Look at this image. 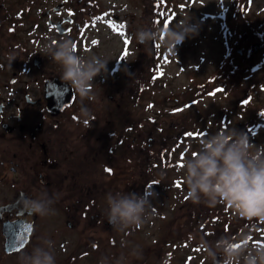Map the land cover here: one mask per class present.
I'll return each instance as SVG.
<instances>
[{
	"label": "flooded vegetation",
	"instance_id": "1",
	"mask_svg": "<svg viewBox=\"0 0 264 264\" xmlns=\"http://www.w3.org/2000/svg\"><path fill=\"white\" fill-rule=\"evenodd\" d=\"M135 1L133 4L144 10L140 15L134 10L127 11L129 3L124 0L119 10L110 0L103 7L97 4L98 0H0V55L8 60L0 61V67L7 64L8 70H3L2 74L9 75V82H4L6 94H0V144L9 139L8 148L0 147V176L18 185L14 197L0 202V205L15 203L19 199L22 202L26 198L37 199L42 193H48L54 200L52 211H58L61 216L56 233L48 235L44 228L47 229L46 224L50 223L41 222L47 218L31 213L23 205L0 212V241L4 243L0 257L4 254L11 259V264H20V256L31 253L43 239L54 242L55 264H78L86 256L94 264H101L102 260L106 262L111 253L129 248L128 231H117L107 222V194L157 192L165 181L161 172L165 169L168 174L176 171V150L196 123L173 121L170 116L160 121L157 113L149 115L154 106L143 105L141 87L144 81H152L160 72L156 52L160 41L143 45L135 36L140 30L136 24L141 20L142 25L150 21L142 29L160 25V28L175 27L178 13L175 3L183 0ZM236 2L231 0L233 7L229 9V17L235 23L239 11ZM37 5L38 13L44 7L38 17L31 14ZM14 14L27 20L16 21ZM50 20L61 25L56 27ZM110 22L123 27L114 30ZM230 25L234 27L233 23ZM116 37L122 43L119 58L122 66L127 64L124 54L129 47L152 49L155 61H137L136 69L129 70L135 64L131 60L134 64L130 63L123 74H120L122 67L110 69L111 63L108 62L107 69L113 72V79L101 78L105 73L97 76L88 99L81 100L76 90L62 81L60 66L43 54L53 41L70 38L76 44L77 54L88 58L94 50L109 51ZM31 43L38 44L39 49L31 48ZM238 52L243 55V48ZM10 56L15 58L13 62ZM128 76L136 77L135 93L124 89ZM217 77L219 85L225 88L222 90L228 94L232 84L222 83L221 73ZM49 79L56 80V101L64 103L70 99V102L59 108L48 107L46 90ZM96 80L100 84L96 85ZM102 88L104 90L99 93ZM206 91V87L194 88L195 94L204 95ZM242 101L244 98L238 103ZM172 109L175 107H169L167 114H171ZM4 124H7L6 129ZM256 129V123L249 127L253 135L257 133ZM261 133L259 137L263 135ZM105 169H111V173ZM173 195L174 191L171 192ZM154 204L151 201L150 206ZM219 204L226 205H216ZM200 207L197 220L203 218L201 229L207 235L210 220L207 209L210 207L212 211L214 206L202 200ZM227 210L228 213L221 212L217 217H221L220 223L213 225L210 222L211 227L216 226L217 231L220 229L218 240L231 239L243 251L252 242L264 248V220L259 217L239 218L229 206ZM17 217H20L18 220L22 226L31 230L26 244L9 252L6 251L2 226L6 220ZM230 222H233L231 229L226 226ZM70 231L73 233L69 238ZM133 249V242H130V250Z\"/></svg>",
	"mask_w": 264,
	"mask_h": 264
},
{
	"label": "rangeland",
	"instance_id": "2",
	"mask_svg": "<svg viewBox=\"0 0 264 264\" xmlns=\"http://www.w3.org/2000/svg\"><path fill=\"white\" fill-rule=\"evenodd\" d=\"M6 1L8 2V0ZM106 1L108 3L109 0H98L97 4L103 7ZM110 1L115 2L117 8L119 7L118 10L123 3V0ZM124 1L129 3V6L125 4L127 11L134 10L139 15L143 13V9H138L133 4L136 2L135 0ZM230 2L231 0H183L175 3V9L178 13H176L177 20L174 22V26L189 21L190 26L198 32V35L189 37L182 45H178L177 53L160 41V48L156 50L158 52L157 65L160 72L152 81H144L141 87L142 102L144 106H154L149 115L157 113L160 121L163 117L170 116L173 121L196 123V126L190 130L193 135L179 143L176 150L177 157H175L176 171L168 174L167 169H165V172H161L165 181L161 189L155 192L156 195L151 198L155 204L149 206L145 222L139 229L127 230L129 248L111 253L106 258L105 264H117V261H120V264H213L211 257L206 255L204 243L207 242L214 246L218 241L217 236L220 234V229L217 231L216 226L211 227L210 222L213 225L220 223L221 217L219 219L217 217L221 212L228 213L227 205H216L212 211L210 207L207 209L210 220L207 226L208 234L205 235L201 229L203 218L201 221L197 220L201 212L200 203H193L191 199L187 198L188 186L184 162L191 159L194 152L199 151L201 139L221 130L226 132L235 130L247 136L250 142L254 144L251 149L252 152L256 151L258 147L264 146V63L262 62L264 61V0H237L236 4L239 11L237 12L236 23L235 20L232 22L229 17L231 12L229 9L233 7ZM38 8L39 5L35 7L34 11L32 10L31 14L34 13L37 17L42 14L40 12L44 10V7L40 8L39 13ZM144 15L140 16L141 19ZM14 18L21 22L27 20L22 15L19 17L18 14H14ZM148 22L150 21H146V23ZM226 22L229 25H226ZM140 23L136 25L142 29L146 23L143 25ZM230 23H233L234 27ZM20 26L22 25L20 24ZM144 26L146 27V25ZM36 31L39 33L38 30ZM115 41L112 40L113 44L109 51L94 50L89 53V57L95 55L103 61L110 62V69L111 67L118 69L122 67L123 70L120 71V74L127 70L129 64L133 63L132 61L135 64L133 63L134 65L129 70L136 69L137 61H155L152 49L140 48L136 50L134 47H129L126 50L128 52L127 64L122 66L119 61L122 43L118 37L115 38ZM257 41L263 44L258 52L252 48V45ZM30 45L31 48L39 49L38 44L31 43ZM239 48H243V55L238 52ZM0 61L8 60L0 55ZM3 70H8L7 64L3 65L2 68L0 67L1 95H5V90H7L4 89V82H9V75L2 74ZM219 73L222 74V83L232 84V88L230 89L228 86L230 89L228 94L226 91H222L215 95H209L218 88L225 89L222 87L223 85H219L217 80ZM102 77L113 79V72L108 71ZM95 84H100L99 80H96ZM195 87H206L208 91L204 95L195 94ZM124 89L133 93L136 92L137 81L135 76H128ZM103 90L102 88L99 93ZM117 98L119 101V97ZM240 98H244V101L238 103ZM184 99H186L185 102ZM132 105H134L133 102ZM169 107H175L171 114H167ZM177 109H182V111H177ZM11 114L14 112L12 111ZM253 123H256L257 127V133L254 135L249 130ZM0 131H2L1 126ZM261 132L263 135L259 137ZM168 145L172 144L169 143ZM8 146L9 139L6 138L1 141L0 147L2 149L8 148ZM1 168L0 165V175L2 173ZM7 172L8 169H6V174ZM17 190V184L1 178L0 202L14 197ZM172 191H174L173 197L171 196ZM231 211L234 212L232 209ZM50 213L44 216L47 220H41V222L50 223V225L46 224L47 229L44 228L48 235L56 233L55 230L61 221L58 211L53 210ZM232 223H227L226 226L231 229ZM72 233L70 231L69 238L72 237ZM130 242H133V250L143 254L142 259H136L131 255L133 250H130ZM255 247L259 246L252 242L242 252L240 264H244L243 257ZM3 249L4 243L0 241V254ZM122 255L123 260H121ZM0 264H11V259L3 254L0 257ZM78 264L94 263L90 257L86 256L81 258Z\"/></svg>",
	"mask_w": 264,
	"mask_h": 264
},
{
	"label": "clouds",
	"instance_id": "3",
	"mask_svg": "<svg viewBox=\"0 0 264 264\" xmlns=\"http://www.w3.org/2000/svg\"><path fill=\"white\" fill-rule=\"evenodd\" d=\"M195 35H198V32L188 21L178 23L175 27L153 26L140 29L135 39L143 45L162 41L177 53V46ZM43 54L51 57L52 61L60 66L62 81L71 85L81 100L91 98L92 82L101 73L108 72V62L95 55L88 58L78 55L76 44L70 38L53 41L43 50ZM9 59L12 62L15 60L11 56ZM199 144V151L194 152L192 158L184 162L187 198L197 204L203 200L209 206L223 203L240 217H259L264 220V146L252 152L254 144L247 136L235 130L217 131L201 139ZM153 195L156 193L152 190H148L144 195L135 192L108 193L107 222L120 232L139 229L145 222ZM53 202L48 193H42L37 199L26 198L23 206L33 214L46 216L52 212ZM235 245V242L228 238H221L214 246L204 243L213 264H240L243 249ZM53 247L52 240L43 239L31 253L25 252L20 256V264H55ZM131 255L142 259L143 254L133 250ZM123 259L122 255L121 260ZM243 260L244 264H264V248L250 249ZM101 264H105V261L102 260ZM117 264H120V261H117Z\"/></svg>",
	"mask_w": 264,
	"mask_h": 264
},
{
	"label": "water",
	"instance_id": "4",
	"mask_svg": "<svg viewBox=\"0 0 264 264\" xmlns=\"http://www.w3.org/2000/svg\"><path fill=\"white\" fill-rule=\"evenodd\" d=\"M57 26H60L61 23H55ZM61 30H65L62 29ZM254 50H259L261 48V43H259L257 41V43H255L253 45ZM47 97H48V107L50 109L56 108L57 106V87L54 85H51L50 90L47 88ZM70 102V101H67ZM63 105H61L60 107H62ZM21 204V203H20ZM19 205L18 202L12 203V204H7V205H2L0 206L1 211H5V210H9L12 207H15ZM4 229V233L7 236V242H6V248L8 251H12V250H17L19 248H21L28 239L29 233H30V227L26 228L25 226H22V223L20 222H9L7 224H5V226H3ZM20 232H23L22 235H20V237H18V234Z\"/></svg>",
	"mask_w": 264,
	"mask_h": 264
},
{
	"label": "snow or ice",
	"instance_id": "5",
	"mask_svg": "<svg viewBox=\"0 0 264 264\" xmlns=\"http://www.w3.org/2000/svg\"><path fill=\"white\" fill-rule=\"evenodd\" d=\"M110 26L111 27H113V29L115 30L117 27H119V28H122L123 26L122 25H120V26H117V25H115V24H112L111 22H110ZM121 34H123V33H121ZM92 43L93 44H96V43H98V41H92ZM126 43H127V41H126ZM125 56H127L128 55V52L127 51H125V54H124ZM223 90L222 89H216L215 90V92H213V93H209V95H215L216 93H219V92H222ZM245 103H247V101H245ZM177 111H182V109H177ZM189 136H191V135H193L192 133H189L188 134ZM105 171H107V172H109V173H111V169H105ZM178 187H179V184L177 185ZM235 247H240L239 245H235Z\"/></svg>",
	"mask_w": 264,
	"mask_h": 264
}]
</instances>
